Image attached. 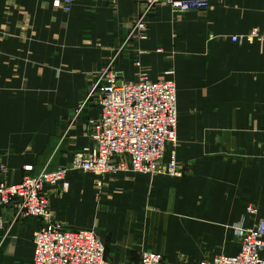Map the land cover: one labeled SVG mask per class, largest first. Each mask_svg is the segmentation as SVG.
Segmentation results:
<instances>
[{"label": "crops", "instance_id": "0c3cea01", "mask_svg": "<svg viewBox=\"0 0 264 264\" xmlns=\"http://www.w3.org/2000/svg\"><path fill=\"white\" fill-rule=\"evenodd\" d=\"M57 1L0 0V184L73 166L101 113L97 95L83 103L115 58L120 82L175 80L178 143L165 161L184 175L71 169L45 187L55 221L94 229L106 264H140L144 250L166 264L239 253L240 231L264 217V42L232 37L264 30V0L183 14L158 3L148 38L128 41L149 0ZM42 226L0 207V264H32Z\"/></svg>", "mask_w": 264, "mask_h": 264}, {"label": "built area", "instance_id": "2783aa9c", "mask_svg": "<svg viewBox=\"0 0 264 264\" xmlns=\"http://www.w3.org/2000/svg\"><path fill=\"white\" fill-rule=\"evenodd\" d=\"M158 3H164L180 14L204 10L209 5L208 0H149L134 21L127 41L133 37L148 38V15ZM57 4L70 10L73 0H58ZM232 39L264 42V30L255 28ZM114 59L100 73L83 103L97 95L101 113L91 121L90 144L75 155L73 166L26 175L18 183L0 184V207L14 203L16 218L36 217L43 222L34 235L32 264H106L105 244L94 229H69L54 219L45 187L57 185L69 170L99 175L117 171L184 175V169L175 157L165 161L169 146L178 143L175 80H152L148 74L141 73L137 80L120 82L112 69ZM249 211L256 213L257 209L249 206ZM240 234L242 248L239 253L217 255L199 264H264V217L254 227L242 229ZM140 264L166 263L162 253L144 250Z\"/></svg>", "mask_w": 264, "mask_h": 264}]
</instances>
